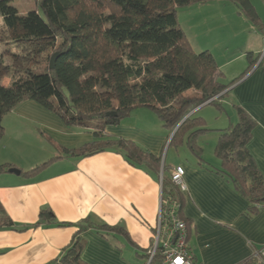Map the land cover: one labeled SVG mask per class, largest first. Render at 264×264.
<instances>
[{
    "label": "crops",
    "instance_id": "obj_1",
    "mask_svg": "<svg viewBox=\"0 0 264 264\" xmlns=\"http://www.w3.org/2000/svg\"><path fill=\"white\" fill-rule=\"evenodd\" d=\"M214 3L220 9L224 2ZM235 9L232 14L236 11L237 21H228L227 25L235 35V46L248 51V63L243 69L231 70L229 64L242 57L243 51L237 57L220 60L213 55L225 82L241 77L228 88L229 97L233 106L241 104L257 120L247 147L264 179V31ZM232 114L231 120L238 119L235 110ZM225 124L219 128L227 127ZM3 125L0 165L11 164L21 172L9 169L0 173V203L13 221L12 226L0 227V264H65L61 259L64 248L76 232V224L85 218L120 226L127 232L94 227L82 231L86 264L145 262L143 254L154 245L163 201L160 173L130 163L123 151L112 147L88 156L66 153L65 148L93 141V132L67 125L56 112L33 99L23 100L5 114ZM105 130L112 136L132 139L158 156L166 145L171 146L175 132L148 107L136 108L121 123L109 124ZM206 133L212 139L211 149L198 142L203 148V161L184 144L192 156L187 152L185 157L179 155V145L171 157L169 148L162 163L170 175L177 165L185 168L187 190L182 191L178 213L188 224L194 262L239 264L264 246V202L252 210L233 182L217 171L222 165L215 153L219 131ZM55 156L61 157L37 176L23 173ZM43 208H50L55 220L71 224L39 222Z\"/></svg>",
    "mask_w": 264,
    "mask_h": 264
},
{
    "label": "trees",
    "instance_id": "obj_2",
    "mask_svg": "<svg viewBox=\"0 0 264 264\" xmlns=\"http://www.w3.org/2000/svg\"><path fill=\"white\" fill-rule=\"evenodd\" d=\"M11 0H0L2 31L17 32L18 40L44 44L50 49L41 70L31 66L14 76L9 83L0 82V139L4 134L3 117L26 99H33L53 110L69 126L92 131L94 140L66 153L88 156L109 147L123 151L132 164L163 171V208L181 212L182 191L166 173L162 156L138 145L132 139L112 136L109 124H119L137 107L152 109L169 130H174L193 109L214 104L223 108L222 100L238 77L225 82L223 72L209 49L194 51L188 35L179 25L177 7L211 0H34V9L19 14ZM233 3L257 29L262 19L253 0H224ZM1 37V34H0ZM58 53L54 68L51 57ZM249 55V54H248ZM250 57V56H249ZM254 60L250 62L253 66ZM4 67L0 54V69ZM244 75V74H243ZM238 119L219 128L215 153L222 165L218 172L227 176L245 196L252 210L264 202V179L247 144L257 120L241 105L234 104ZM116 115L108 116L107 112ZM187 116L170 139V145L186 143L203 161L200 135L210 130L203 117ZM187 134L182 137V134ZM55 156L23 171L35 177ZM11 164L0 165V173ZM71 224L57 221L50 208L40 211L39 222ZM13 221L0 203V227ZM69 244L64 248L65 264H86L82 258V231L94 227L126 234L120 226L98 224L85 218L77 224ZM147 264L149 250L143 254ZM247 263H257L255 258ZM149 264H163L161 247ZM196 264V262H194Z\"/></svg>",
    "mask_w": 264,
    "mask_h": 264
},
{
    "label": "rangeland",
    "instance_id": "obj_3",
    "mask_svg": "<svg viewBox=\"0 0 264 264\" xmlns=\"http://www.w3.org/2000/svg\"><path fill=\"white\" fill-rule=\"evenodd\" d=\"M216 1L217 0H211L204 3H192L177 7L179 25L188 35L192 49L194 51L198 52L208 48L213 54H216L218 60L222 59L221 57L224 56L230 58H233L234 56L237 57L239 52L243 51L244 54L242 57H238L235 59L236 61L229 64L231 66V70L238 71L248 63V51L245 52L242 46L239 48L235 46L237 45L235 35H232L230 26L227 25L228 21L233 22L234 24L237 21L235 18V16H237L236 11L234 15L232 14L236 6L231 2L221 0V2L224 3L222 4L221 8L218 9L219 7H217L214 3ZM10 2L17 8L19 14H25L35 7L34 0H11ZM253 3L255 4L259 15L261 16L263 22L262 31H264V0H253ZM0 26H3L2 18H0ZM0 34V54L3 56L4 65V67L0 69L1 83H9L14 76L19 75L23 71V67L31 66L35 70L43 69L45 65L44 57L48 52H52L50 49H42V45L44 44L24 39H16L18 37L17 35L22 36L23 32L21 30H18L17 32L2 31ZM224 38L228 40V43L224 41ZM221 100L223 108H218L214 104H205L201 107H198V109L191 113L194 115L193 117L200 116L204 118L205 125L210 128L206 134H215L216 132L218 133V129L216 128H219L223 122H225V125L227 126L231 121H234L232 123H236L237 121L235 118L231 120L233 110H235L236 113L237 111L233 106L229 95ZM135 109H133L130 114H132ZM178 127H176L174 131H176ZM186 136L187 134H182V137ZM211 140L212 139L210 138V135L204 134L200 135L198 138V142H200V144H203L205 147L210 145V149ZM184 144H180L177 153L182 157H185V152L192 156L188 147ZM169 148L170 151L168 155L170 157L173 152H176L174 151L175 145H171L170 147L166 145L162 153L163 161L167 156ZM160 177L163 178L162 171L160 172Z\"/></svg>",
    "mask_w": 264,
    "mask_h": 264
},
{
    "label": "built area",
    "instance_id": "obj_4",
    "mask_svg": "<svg viewBox=\"0 0 264 264\" xmlns=\"http://www.w3.org/2000/svg\"><path fill=\"white\" fill-rule=\"evenodd\" d=\"M171 176L172 181L180 187L181 191L187 190L185 168L182 165L175 166ZM158 247H161L163 264H194L193 254L188 243V224L177 214L175 209L164 210L163 201L158 218V230L154 245L149 249L150 257L147 264ZM252 257L256 259L257 263L245 261L239 264H264V246L257 250Z\"/></svg>",
    "mask_w": 264,
    "mask_h": 264
},
{
    "label": "water",
    "instance_id": "obj_5",
    "mask_svg": "<svg viewBox=\"0 0 264 264\" xmlns=\"http://www.w3.org/2000/svg\"><path fill=\"white\" fill-rule=\"evenodd\" d=\"M57 56H58V53H54L53 55H52V57H51V64H50V68H54V66H55V61H56V58H57ZM194 110H192L190 113H188L186 116H185V118L187 117V116H189L192 112H193ZM107 115L108 116H112V115H116V112L115 111H109V112H107ZM184 118V119H185ZM183 119V120H184ZM182 120V121H183ZM182 121L178 124V126L182 123ZM177 126V127H178ZM10 171H12V172H15L16 174H19L21 171L18 169V168H11L10 169Z\"/></svg>",
    "mask_w": 264,
    "mask_h": 264
}]
</instances>
